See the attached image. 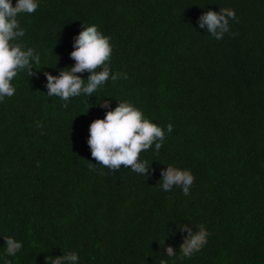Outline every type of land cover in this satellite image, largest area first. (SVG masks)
<instances>
[{
    "label": "trees",
    "instance_id": "trees-1",
    "mask_svg": "<svg viewBox=\"0 0 264 264\" xmlns=\"http://www.w3.org/2000/svg\"><path fill=\"white\" fill-rule=\"evenodd\" d=\"M37 2L18 14L25 35L15 42L40 63L31 77L18 72L14 95L0 102V264L69 252L78 264H264V0ZM225 8L237 20L217 40L197 21ZM92 24L111 38V72L128 78L63 107L44 72L74 66L73 37ZM77 75L87 83L90 74ZM103 100L129 102L164 129L159 152L153 143L140 153L150 175L92 157L89 126L104 118ZM167 165L195 176L190 195L162 189ZM201 224L206 244L179 259V227ZM5 237L22 243L15 256L5 255Z\"/></svg>",
    "mask_w": 264,
    "mask_h": 264
},
{
    "label": "clouds",
    "instance_id": "clouds-1",
    "mask_svg": "<svg viewBox=\"0 0 264 264\" xmlns=\"http://www.w3.org/2000/svg\"><path fill=\"white\" fill-rule=\"evenodd\" d=\"M37 0H16L15 6L12 0H0V102L5 97H12L15 93L11 81L18 72L27 69L28 75H35L32 64L39 65L40 56L35 49L15 42L17 38L25 35V30L20 27L17 20L18 14L33 13L38 8ZM230 20H237L232 9H220L219 12L208 10L198 18V25L206 29L215 39H223L229 32ZM110 37L98 30L97 25L83 26L82 31L73 37V51L71 59L75 61L70 69H63L58 76L44 72L47 79L46 88L48 96H57L65 101L63 107H67V101L71 97L84 94L92 97V94L111 78L116 81L122 77L127 79L126 73H112L110 59L113 47ZM26 48V50H24ZM97 69H101L97 71ZM88 72L87 83L81 75ZM102 108L108 109L103 119L94 120L89 126L88 145L92 157L98 164L110 169L119 170L123 165L133 172L148 176L154 170L147 160L140 159V153L148 150L153 143L159 152L165 139V131L157 124L146 119L141 110L129 102H119L115 109H111L109 100L100 103ZM173 131L172 124H168L167 132ZM158 141V142H157ZM94 164H90V169ZM39 166V162H37ZM103 174V173H101ZM162 189L171 191L174 186L180 187L185 196L190 195V188L194 184L195 176L190 170H184L172 165H167L161 171ZM181 232H187L179 250V259L190 258L200 251L207 242L210 233L204 225L198 226L194 232L191 227L182 225ZM5 255L15 256L22 248V243L12 237H5ZM169 257L176 255L171 246L166 247ZM79 255L69 252L59 257H46V264H78ZM7 264V262H6ZM160 264H167L161 260Z\"/></svg>",
    "mask_w": 264,
    "mask_h": 264
}]
</instances>
